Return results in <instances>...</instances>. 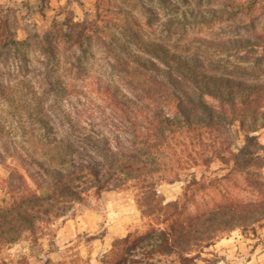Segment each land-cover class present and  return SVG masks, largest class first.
I'll list each match as a JSON object with an SVG mask.
<instances>
[{
	"label": "rangeland",
	"instance_id": "374dc122",
	"mask_svg": "<svg viewBox=\"0 0 264 264\" xmlns=\"http://www.w3.org/2000/svg\"><path fill=\"white\" fill-rule=\"evenodd\" d=\"M240 1L245 0H0V23L7 20L17 43L0 51V201L46 187L50 178L40 164L67 169L60 159L70 157L68 147L74 156L100 160L131 150L132 125L145 130L151 112L148 96L166 89L134 63V57H150L146 42L164 43L188 61L196 55L204 65H219L211 69L219 74L261 80L264 67L253 70L237 47L264 32V13L234 11ZM81 26L89 33L80 42L65 38L68 28ZM182 72L184 89L194 95L192 74ZM232 132L239 147L243 136L237 128ZM257 141L264 146L260 122ZM201 170L182 172L171 184L159 182L164 202L175 201L183 215L192 216L229 199H255L237 177L220 182L226 171L217 163ZM137 195L132 188L87 194L61 218L4 249L0 264H100L116 238L142 234L150 224ZM200 256L196 264H264V227L256 238L233 232Z\"/></svg>",
	"mask_w": 264,
	"mask_h": 264
},
{
	"label": "trees",
	"instance_id": "16d2710c",
	"mask_svg": "<svg viewBox=\"0 0 264 264\" xmlns=\"http://www.w3.org/2000/svg\"><path fill=\"white\" fill-rule=\"evenodd\" d=\"M259 2L240 1L231 8L264 13V4L255 8ZM96 11V18L100 19L98 5ZM71 28L63 34L75 44L89 33L85 26L79 31ZM245 42L246 47L241 44L237 49L245 51L253 70H261L264 32ZM205 44L217 50L225 47L220 43ZM16 45L10 38L7 20L1 22L0 51ZM144 46L150 57H134V63L166 87L158 96H148L152 103L147 107L151 112L145 117V130L137 132L132 125L133 142L128 153L87 159L74 156L75 151L68 147L70 157L60 159V166H68L67 169L51 170L40 164L50 178L46 187L0 201V255L4 249L33 235L41 225L64 216L87 194L131 188L138 191L136 203L142 215L150 218V224L142 234L116 238L100 264H196L203 260L200 255L205 249L233 232L245 238L258 237L264 227V146L257 141L259 122L260 127L264 126V77L244 82L211 71L219 65H204L196 55L188 61L164 43L146 42ZM182 68L192 74L194 95L182 85ZM0 94L4 96L3 91ZM233 128L243 136L239 147ZM213 163L226 171L220 182L237 177L242 181V189L255 199H229L192 216L183 215L175 201L164 202L159 182L174 183L182 172L192 168L208 170ZM168 172L173 179L165 177ZM189 177L197 183L195 172ZM199 177L203 179V173Z\"/></svg>",
	"mask_w": 264,
	"mask_h": 264
}]
</instances>
